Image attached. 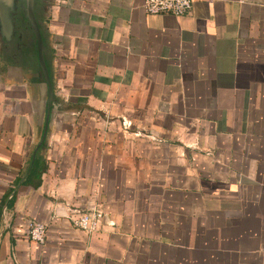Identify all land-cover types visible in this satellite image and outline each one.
Wrapping results in <instances>:
<instances>
[{
	"label": "crops",
	"instance_id": "1",
	"mask_svg": "<svg viewBox=\"0 0 264 264\" xmlns=\"http://www.w3.org/2000/svg\"><path fill=\"white\" fill-rule=\"evenodd\" d=\"M143 1L45 3L38 148L37 57L0 68V264H264V0Z\"/></svg>",
	"mask_w": 264,
	"mask_h": 264
},
{
	"label": "built area",
	"instance_id": "2",
	"mask_svg": "<svg viewBox=\"0 0 264 264\" xmlns=\"http://www.w3.org/2000/svg\"><path fill=\"white\" fill-rule=\"evenodd\" d=\"M193 0H144L142 8L145 12L156 13H171L182 15L188 12L191 8ZM101 211L97 208H89L84 211L75 210V214L71 217L72 224L86 232H96L101 223ZM27 237L33 242L43 244L46 241L47 224L31 219L27 221L26 228Z\"/></svg>",
	"mask_w": 264,
	"mask_h": 264
},
{
	"label": "water",
	"instance_id": "3",
	"mask_svg": "<svg viewBox=\"0 0 264 264\" xmlns=\"http://www.w3.org/2000/svg\"><path fill=\"white\" fill-rule=\"evenodd\" d=\"M17 0H0V20L3 24L6 25V31H7V38L9 37V32L12 28V21H11V11L15 10L17 8L16 6ZM42 2H49V0H40ZM25 5V16L28 20L29 25L33 29L35 38H36V48H37V59L38 64L40 66L41 72L44 77V82L47 87V98H46V104H47V112L46 117L44 121V128L42 137L40 139V142L37 146V148L41 145V143L44 141L49 121L51 120L53 116V112L51 110V104H52V96H53V88H52V80L49 75L47 66L44 61L43 57V38H42V30L39 27V23L37 21L35 12H34V0H24Z\"/></svg>",
	"mask_w": 264,
	"mask_h": 264
},
{
	"label": "flooded vegetation",
	"instance_id": "4",
	"mask_svg": "<svg viewBox=\"0 0 264 264\" xmlns=\"http://www.w3.org/2000/svg\"><path fill=\"white\" fill-rule=\"evenodd\" d=\"M20 1V0H19ZM21 3H24L21 0ZM45 8V2L40 0H34V12L37 18L38 23L43 25V16L42 13ZM20 9V10H19ZM19 11L24 12L20 4L17 5L15 10L11 11V21L12 28L9 32V37L2 36L0 42V51L1 56L4 57L6 63H18L20 53L22 51L28 50L29 41L25 40V35L29 33V26H24L19 19ZM25 14V12H24Z\"/></svg>",
	"mask_w": 264,
	"mask_h": 264
},
{
	"label": "trees",
	"instance_id": "5",
	"mask_svg": "<svg viewBox=\"0 0 264 264\" xmlns=\"http://www.w3.org/2000/svg\"><path fill=\"white\" fill-rule=\"evenodd\" d=\"M20 10V9H19ZM18 16H19V19H20V22L19 23H22L24 26H29L30 28H29V30H30V33H27L26 35H25V40H28L29 41V49L28 50H30V47L34 44V48H35V50H34V53L33 54H29V56L30 57H34V58H36L37 57V48H36V38H35V35H34V32H33V29L31 28V26L29 25V23H28V20H27V18H26V16H25V14H24V12H21V11H19V14H18ZM44 23H43V25L41 24L40 25V23H39V27L41 28V30H42V38H43V46L45 45V37H46V32H45V30H44ZM30 40L32 41V42H30ZM28 50H25V51H22V53H24V52H26V51H28ZM43 50H45V48L43 47ZM44 57V56H43ZM37 59V58H36ZM18 62L20 63V64H23L25 61L23 60V57L22 56H19V60H18ZM29 62V61H28ZM27 62V63H28ZM37 62H38V59H37ZM46 64V63H45ZM39 69H40V66H39ZM41 70V69H40ZM46 169V165L44 164V161H43V159L39 156V157H36L35 158V160H34V162L32 163V166H31V169H30V171H29V173H28V178H29V181H30V176H39L40 177V175H41V173L44 171ZM40 179L38 178L35 182V185L36 186H38L39 184H40Z\"/></svg>",
	"mask_w": 264,
	"mask_h": 264
},
{
	"label": "rangeland",
	"instance_id": "6",
	"mask_svg": "<svg viewBox=\"0 0 264 264\" xmlns=\"http://www.w3.org/2000/svg\"><path fill=\"white\" fill-rule=\"evenodd\" d=\"M24 1V0H23ZM18 4H20L21 5V7L23 8V10H24V12H25V8H24V5H25V2L24 3H21V0L19 1V0H17L16 1V6L18 5ZM44 18V17H43ZM43 22H44V19L42 20ZM29 33H30V30H29ZM2 36H7V31H6V25L5 24H3L2 22H1V20H0V42H1V38H2ZM33 41V40H32ZM31 40H30V42H32ZM34 50H35V48H34V44L30 47V50H28V51H26V52H24V53H20V56H22L23 57V60L25 61L24 63H26L28 60L30 61V56H29V54H33L34 53ZM4 59V57L3 56H1V51H0V68H4L5 67V65H6V62L3 60ZM54 117V114H53V116H52V118ZM51 118V119H52ZM48 130V129H47ZM47 135V134H46Z\"/></svg>",
	"mask_w": 264,
	"mask_h": 264
}]
</instances>
